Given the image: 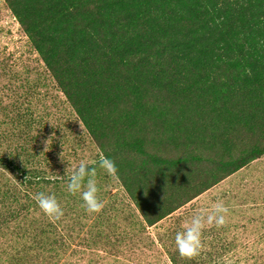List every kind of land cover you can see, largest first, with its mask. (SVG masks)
I'll return each instance as SVG.
<instances>
[{
    "label": "rangeland",
    "instance_id": "374dc122",
    "mask_svg": "<svg viewBox=\"0 0 264 264\" xmlns=\"http://www.w3.org/2000/svg\"><path fill=\"white\" fill-rule=\"evenodd\" d=\"M87 1L95 10L101 0ZM157 51L159 43L147 52L153 56L145 65L152 64L140 78L132 58L102 95H94L101 109L92 118L93 136L0 0V264H264V153L237 169L232 162L255 145L264 151V114L253 120L258 113L252 112L227 130L211 94L200 89L226 79L196 84ZM73 75L76 84L94 81ZM130 77L138 80L135 94L123 89ZM123 139L142 148L107 156L118 168L114 180L98 161L104 148ZM195 148L205 158L200 164L189 157ZM82 158L97 170L105 202L98 214L67 192L69 171ZM40 192L56 196L61 220L39 209L33 197ZM217 200L230 210L227 223L206 226L199 256L180 257L175 234Z\"/></svg>",
    "mask_w": 264,
    "mask_h": 264
},
{
    "label": "trees",
    "instance_id": "16d2710c",
    "mask_svg": "<svg viewBox=\"0 0 264 264\" xmlns=\"http://www.w3.org/2000/svg\"><path fill=\"white\" fill-rule=\"evenodd\" d=\"M5 2L93 136L98 130L92 118L101 109L92 102L94 95H102L132 58L140 78V70L152 64L145 65L153 56L147 52L158 43L157 53L164 61L169 57L175 73L181 68L196 84L215 76L226 79L200 89L211 94L221 114L218 121L225 120L227 130L252 112L258 113L253 120L264 114V0H101L95 10L86 8L87 0ZM76 72L94 81L76 84ZM123 89L135 94L138 80L130 77ZM134 147L142 148L123 139L104 153L123 157ZM262 153L258 145L251 147L232 161L235 169ZM189 157L198 164L205 160L197 148Z\"/></svg>",
    "mask_w": 264,
    "mask_h": 264
},
{
    "label": "clouds",
    "instance_id": "9594fccd",
    "mask_svg": "<svg viewBox=\"0 0 264 264\" xmlns=\"http://www.w3.org/2000/svg\"><path fill=\"white\" fill-rule=\"evenodd\" d=\"M50 140L45 142L47 145L45 152H47ZM98 165L109 177L114 180L118 179V168L113 159L101 155ZM96 177V168L90 167L86 158H82L74 164L68 175L67 192L73 196L79 194L82 200L81 207L89 214H98L105 207V202L99 198L100 187ZM33 199L49 220L55 222L63 218L64 210L55 195L40 192L35 194ZM229 211L223 200H217L211 205L210 210L201 209L186 221L183 230L175 234V246L180 257L193 260L199 256L203 247L202 233L204 229L206 226L213 225L217 228L223 227L227 223Z\"/></svg>",
    "mask_w": 264,
    "mask_h": 264
}]
</instances>
